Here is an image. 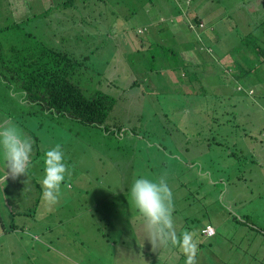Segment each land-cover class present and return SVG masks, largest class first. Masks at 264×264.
I'll return each instance as SVG.
<instances>
[{"label": "rangeland", "instance_id": "rangeland-1", "mask_svg": "<svg viewBox=\"0 0 264 264\" xmlns=\"http://www.w3.org/2000/svg\"><path fill=\"white\" fill-rule=\"evenodd\" d=\"M61 1L0 0V27L29 21L33 41L85 56L73 77L115 98L101 127L124 136L44 113L0 80V124L33 140L27 174L0 185V264H185L179 248L151 249L129 199L135 179L164 174L197 264H264V0H88L37 15ZM179 41L209 62L170 72ZM57 144L71 174L48 206L43 157Z\"/></svg>", "mask_w": 264, "mask_h": 264}, {"label": "trees", "instance_id": "trees-1", "mask_svg": "<svg viewBox=\"0 0 264 264\" xmlns=\"http://www.w3.org/2000/svg\"><path fill=\"white\" fill-rule=\"evenodd\" d=\"M73 1L81 3L84 7L90 6L87 4L88 0H62L59 4L52 2L47 8L44 7V10L36 13L47 15L62 5L64 8L74 7ZM28 22L22 20V23L15 22L0 27V34H3L0 36V80L11 88L10 93H18L22 102L39 105L44 113L101 127L114 106L115 98L97 89L89 92L87 88H82L73 74L77 69H81L86 57L75 59L62 50L33 41L32 35L23 26ZM194 23L195 26L202 25L198 17ZM8 31L11 32L7 33ZM17 36L22 37L21 41L24 39L20 46L15 40ZM209 49L211 51L212 48ZM172 50L170 48L171 52ZM223 56H227V64H239V59L231 57L229 52ZM262 61L264 62V58ZM246 71L247 69L243 72ZM101 128L106 134L124 136L121 127H113V130L105 126ZM74 214H71V218L77 216ZM257 230L264 232L262 229Z\"/></svg>", "mask_w": 264, "mask_h": 264}, {"label": "clouds", "instance_id": "clouds-1", "mask_svg": "<svg viewBox=\"0 0 264 264\" xmlns=\"http://www.w3.org/2000/svg\"><path fill=\"white\" fill-rule=\"evenodd\" d=\"M32 151V138L26 136L17 124L11 120L0 124V185L4 186L8 179L16 180L27 174ZM70 174L61 145L57 144L45 152L40 180L41 199L45 204L54 206L59 202L61 185ZM129 199L144 238L153 251L162 247H176L185 255V264H197L199 249L195 234L185 231L176 235L173 194L166 174L155 180L144 177L135 179Z\"/></svg>", "mask_w": 264, "mask_h": 264}, {"label": "crops", "instance_id": "crops-1", "mask_svg": "<svg viewBox=\"0 0 264 264\" xmlns=\"http://www.w3.org/2000/svg\"><path fill=\"white\" fill-rule=\"evenodd\" d=\"M200 21L204 24V21L202 19H200ZM188 25L190 27V23ZM199 37L201 38V36H199ZM207 38H208V40H211L212 39L211 36H208ZM201 40H202V38H201ZM183 42H180V49L176 53V54H179V59H177L176 61H173V63L170 64V68H169L170 69V72H174L176 70L182 71V68H179V69L173 68L174 65H177V67H181L183 65L180 59H183L184 61L188 62L189 64H191L192 67H195V66L198 67V66H201L204 63L209 62L210 59H208L206 56H203L202 53L197 50V48H198V45L197 44L196 45H193V44H189V43H186V42L183 43ZM173 47H172V49H173L172 50L173 51L172 54L174 55V53H175L174 51H176V50ZM206 47L215 49V45L214 44H209ZM211 52L214 53L212 50H211ZM226 57L227 56L224 57L223 55H220V56L217 55V58H220V59L222 58V59L227 60L228 58H226ZM182 76L183 77H186V74H183ZM184 83L185 84H189L188 81H184Z\"/></svg>", "mask_w": 264, "mask_h": 264}, {"label": "built area", "instance_id": "built-area-1", "mask_svg": "<svg viewBox=\"0 0 264 264\" xmlns=\"http://www.w3.org/2000/svg\"><path fill=\"white\" fill-rule=\"evenodd\" d=\"M202 232H204L205 236H210L214 234V229L211 225L207 224L203 229Z\"/></svg>", "mask_w": 264, "mask_h": 264}]
</instances>
